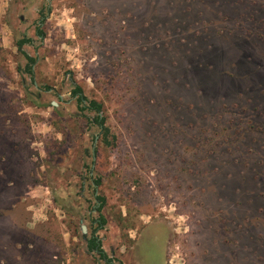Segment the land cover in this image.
<instances>
[{
  "label": "rangeland",
  "instance_id": "rangeland-1",
  "mask_svg": "<svg viewBox=\"0 0 264 264\" xmlns=\"http://www.w3.org/2000/svg\"><path fill=\"white\" fill-rule=\"evenodd\" d=\"M94 230L113 264H264V0H0V264H105Z\"/></svg>",
  "mask_w": 264,
  "mask_h": 264
},
{
  "label": "trees",
  "instance_id": "trees-1",
  "mask_svg": "<svg viewBox=\"0 0 264 264\" xmlns=\"http://www.w3.org/2000/svg\"><path fill=\"white\" fill-rule=\"evenodd\" d=\"M27 41L28 39L26 38L19 39L16 42L18 49L21 50L23 44ZM25 58L29 62L28 72L32 74L31 66L34 64L35 58L26 53H25ZM72 95L76 96V103H77V107L79 110L81 111L89 110L95 113L94 120H95V123H97V125L100 127V129H102L103 140L106 142H109L108 137H107L108 128L104 125L105 117L102 114L101 102H98L95 99H88L87 96L83 94L82 88L76 83L72 89ZM95 183L98 184L99 182L96 180ZM96 198L98 201H100V206H101V204H103V197L98 195ZM99 209L100 207H98V210ZM104 222H105V219L103 215H101L100 221L98 222V226H103ZM94 232L95 230L93 231V234L88 239H86L87 248L90 251L95 252L99 256V258L104 261L105 264H113L111 257H109L105 253V251L103 250L101 246L100 239L98 238L97 235L94 234Z\"/></svg>",
  "mask_w": 264,
  "mask_h": 264
},
{
  "label": "water",
  "instance_id": "water-1",
  "mask_svg": "<svg viewBox=\"0 0 264 264\" xmlns=\"http://www.w3.org/2000/svg\"><path fill=\"white\" fill-rule=\"evenodd\" d=\"M53 105H56V103L53 102ZM81 228H82V232L85 233V231H86V227H85L84 225H82Z\"/></svg>",
  "mask_w": 264,
  "mask_h": 264
}]
</instances>
